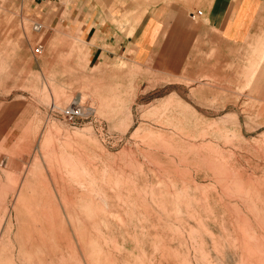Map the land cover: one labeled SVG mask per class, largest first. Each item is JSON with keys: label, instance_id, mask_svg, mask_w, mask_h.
<instances>
[{"label": "rangeland", "instance_id": "obj_1", "mask_svg": "<svg viewBox=\"0 0 264 264\" xmlns=\"http://www.w3.org/2000/svg\"><path fill=\"white\" fill-rule=\"evenodd\" d=\"M130 1L151 42L90 63L0 0V264H264V70L209 52L203 0Z\"/></svg>", "mask_w": 264, "mask_h": 264}, {"label": "crops", "instance_id": "obj_2", "mask_svg": "<svg viewBox=\"0 0 264 264\" xmlns=\"http://www.w3.org/2000/svg\"><path fill=\"white\" fill-rule=\"evenodd\" d=\"M41 4L53 22H67L76 30L85 28L90 63L115 58L137 42L146 47L161 21L158 7L147 18L124 17L122 9L132 5L130 0H41ZM199 10L208 30L209 52L221 45L226 53L235 48L243 62H258V68L264 70V0H203ZM128 26L132 34L125 32ZM198 43L201 50L200 40ZM225 59L229 62L232 57Z\"/></svg>", "mask_w": 264, "mask_h": 264}, {"label": "built area", "instance_id": "obj_3", "mask_svg": "<svg viewBox=\"0 0 264 264\" xmlns=\"http://www.w3.org/2000/svg\"><path fill=\"white\" fill-rule=\"evenodd\" d=\"M201 13H202V11L199 10V11H198V14L200 15ZM38 28H40V27L38 26L37 29H38ZM41 48H42L41 46H38V47H37V51L39 52V51L41 50Z\"/></svg>", "mask_w": 264, "mask_h": 264}]
</instances>
